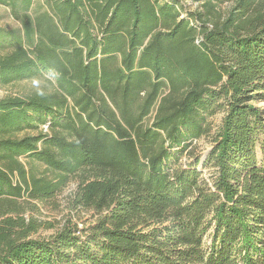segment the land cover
<instances>
[{"label":"trees","instance_id":"trees-1","mask_svg":"<svg viewBox=\"0 0 264 264\" xmlns=\"http://www.w3.org/2000/svg\"><path fill=\"white\" fill-rule=\"evenodd\" d=\"M34 3L0 0V86L45 79L0 99V264H264V0ZM70 181L94 223L29 239Z\"/></svg>","mask_w":264,"mask_h":264},{"label":"rangeland","instance_id":"rangeland-1","mask_svg":"<svg viewBox=\"0 0 264 264\" xmlns=\"http://www.w3.org/2000/svg\"><path fill=\"white\" fill-rule=\"evenodd\" d=\"M43 0H35L34 6L42 3ZM186 10H193L197 7V4L189 3L187 4ZM228 5H224V7ZM0 28H5L7 30H14L20 28V24L13 20L8 9L0 6ZM45 83V79H33L32 81L16 83L12 86L1 87L0 86V99L3 97H16L24 96L27 94H32L34 92H40L42 90V84ZM254 106L257 109L264 110V101L253 102ZM224 118L223 113L216 114L215 117L211 119V133L215 132V129L221 124V120ZM211 136L202 137L199 140H196L192 146L194 147L193 153L190 155L186 152L182 153L179 157L178 162L176 163L179 166H184L189 163H194L195 158L198 157L200 162H203L211 151ZM192 156V157H191ZM202 172V179H205L208 183L212 172L213 167H198ZM39 171H43L41 168ZM77 184L73 181L67 183V186L56 193L51 199L45 201H25L22 200L24 212L20 214V217L25 218L27 224L34 222L37 225L35 233L29 235V239H50L57 234L64 226H73L78 229L87 228L89 225H92L95 219L98 217L92 211H81L80 209H75L73 207V194L76 191ZM19 217V218H20ZM212 228L209 232H212ZM211 238L206 234L204 238L205 247L210 246Z\"/></svg>","mask_w":264,"mask_h":264}]
</instances>
